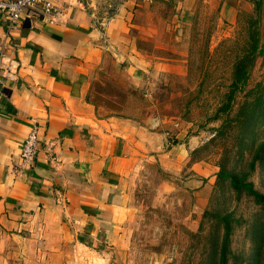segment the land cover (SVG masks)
<instances>
[{
	"label": "crops",
	"instance_id": "0c3cea01",
	"mask_svg": "<svg viewBox=\"0 0 264 264\" xmlns=\"http://www.w3.org/2000/svg\"><path fill=\"white\" fill-rule=\"evenodd\" d=\"M46 1L64 21L36 7L4 45L16 76L0 89V264H119L126 179L147 158L162 160L171 136L170 124L129 114L127 93L149 72H173L177 60L158 52L176 44L201 0ZM32 124L36 155L22 169Z\"/></svg>",
	"mask_w": 264,
	"mask_h": 264
},
{
	"label": "rangeland",
	"instance_id": "374dc122",
	"mask_svg": "<svg viewBox=\"0 0 264 264\" xmlns=\"http://www.w3.org/2000/svg\"><path fill=\"white\" fill-rule=\"evenodd\" d=\"M252 21L258 43L245 85L235 93L229 113L215 119L233 64L247 47ZM176 30H180L176 44L158 52L177 60L173 72H149L127 93L129 114L137 111L170 124L171 136L162 160L147 158L126 179L119 228L127 248L116 261L199 264L207 258L205 244L219 221L218 213L228 216L233 227L227 264H264L262 208L244 192L230 191L227 181L216 185L221 167L227 178L244 176L243 184L264 195V167L250 169L264 142V0H201L192 23ZM143 46L149 51V45ZM176 145L181 150L169 155ZM258 226L259 234L253 231Z\"/></svg>",
	"mask_w": 264,
	"mask_h": 264
},
{
	"label": "trees",
	"instance_id": "16d2710c",
	"mask_svg": "<svg viewBox=\"0 0 264 264\" xmlns=\"http://www.w3.org/2000/svg\"><path fill=\"white\" fill-rule=\"evenodd\" d=\"M255 10H260V4L257 2L255 4ZM255 22L249 23L248 37H247V47L241 53L239 57L235 60L232 68L231 79L229 85L227 86V91L224 94V99L218 109L215 111V119L219 118L220 114L227 115L232 108V102L235 99V93L240 92L245 85L247 78L249 66L253 61V56L256 51V45L258 43L257 35L255 31ZM258 165L259 167H264V142L261 143L255 151L252 161L250 162V169ZM242 176L241 178H243ZM240 178V179H241ZM235 176L227 178L224 175L223 169L220 167V171L217 174L216 185L226 182V186L230 191L235 193L244 192L247 197L251 198L253 202L262 208L264 212V195H260L253 191L251 185L243 184L242 180ZM219 214H215L218 223L212 228L213 232L207 238L208 245L205 244L207 250V258L205 261H199V264H227V256H229V236L232 233L233 227L230 225V220L228 216L218 217ZM261 226L253 227V231L259 234ZM205 239V238H204ZM254 252V250H252ZM257 251V248L256 250ZM203 254V253H202ZM201 254L200 257L203 255ZM256 256V253H254ZM253 255V253H252Z\"/></svg>",
	"mask_w": 264,
	"mask_h": 264
},
{
	"label": "built area",
	"instance_id": "2783aa9c",
	"mask_svg": "<svg viewBox=\"0 0 264 264\" xmlns=\"http://www.w3.org/2000/svg\"><path fill=\"white\" fill-rule=\"evenodd\" d=\"M144 1L151 3L153 0ZM36 7L50 22H63L65 19V11L55 9L46 0H0V15L4 20V31L0 36V89L4 83L13 81L16 76L15 63L8 57L4 49L8 33L18 26L24 12L36 9ZM37 137L38 127L32 124L22 142L18 155L20 168L25 169L33 162L37 150Z\"/></svg>",
	"mask_w": 264,
	"mask_h": 264
}]
</instances>
